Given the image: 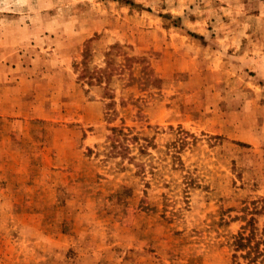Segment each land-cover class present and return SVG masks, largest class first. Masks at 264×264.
<instances>
[{
  "label": "rangeland",
  "instance_id": "obj_1",
  "mask_svg": "<svg viewBox=\"0 0 264 264\" xmlns=\"http://www.w3.org/2000/svg\"><path fill=\"white\" fill-rule=\"evenodd\" d=\"M264 229V0H0V264H248Z\"/></svg>",
  "mask_w": 264,
  "mask_h": 264
},
{
  "label": "trees",
  "instance_id": "obj_2",
  "mask_svg": "<svg viewBox=\"0 0 264 264\" xmlns=\"http://www.w3.org/2000/svg\"><path fill=\"white\" fill-rule=\"evenodd\" d=\"M236 251H245L240 257L248 264H264V229H250L247 233H240L234 242Z\"/></svg>",
  "mask_w": 264,
  "mask_h": 264
}]
</instances>
